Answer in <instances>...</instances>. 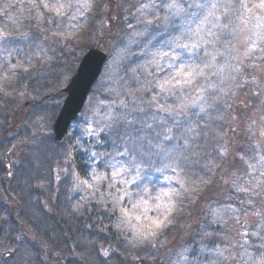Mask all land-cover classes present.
<instances>
[{
	"label": "snow or ice",
	"instance_id": "6c2138e0",
	"mask_svg": "<svg viewBox=\"0 0 264 264\" xmlns=\"http://www.w3.org/2000/svg\"><path fill=\"white\" fill-rule=\"evenodd\" d=\"M93 17L98 39L113 24L121 35L97 44L107 58L80 135L57 152L41 147L51 133L34 134L24 161L12 154L27 142L13 144L0 180L20 193L34 191V180L55 184L57 199L70 185L79 193L71 214L99 213L100 230L117 239L98 252L105 264L120 237L130 249L164 247L177 216L201 198L196 237L169 248L168 264H264V0H0V98L23 97L20 80L37 61L51 67L57 50L91 48ZM70 73L63 69L62 83ZM134 198L155 213L147 230L125 220ZM0 232L12 245L3 264H35L37 251L9 214Z\"/></svg>",
	"mask_w": 264,
	"mask_h": 264
},
{
	"label": "rangeland",
	"instance_id": "374dc122",
	"mask_svg": "<svg viewBox=\"0 0 264 264\" xmlns=\"http://www.w3.org/2000/svg\"><path fill=\"white\" fill-rule=\"evenodd\" d=\"M105 2V1H104ZM91 27L87 29L88 32L91 33L87 37L88 44L91 45L92 48H98L97 44H104L108 43L109 47H111L113 44H115L120 37L121 33L118 31V25L113 24L110 31L105 32V36L103 40L98 39V32L95 31L98 28L97 21L95 17H93L89 21ZM34 36L38 40H43L44 35L42 33L36 32L34 30ZM48 44H51V40L49 39L47 41ZM26 47V46H25ZM89 49V47H83V50L80 52L72 53L67 50L63 52V55L59 50L55 53L56 59L52 62V66L49 67L45 64L40 63L37 61L36 66L34 68L35 74H33L34 77H38L36 79H40L42 86L44 85L42 82L46 81V78L48 76L50 79H48V82H53V87L50 89V91L45 92L41 94V96L36 97L33 95H30L28 92L21 97L17 95L16 93L13 94L12 97L8 98H0V158L4 154L7 153V150L13 145V144H20L21 142H27V147H22L20 151L12 154L13 161L19 159L21 161H24L26 159H30L32 155V151L29 149L34 150V134H35V140H39L41 135L51 133L52 138L49 139L45 145L41 146L42 150L44 148H47L48 150L55 149L57 152L61 151L60 145H64L66 148V143L68 139L66 136L61 143H56L53 140V124L55 122L56 116L60 110V107L63 103V100L65 98V94L62 92L63 89L67 86V83H62L60 74L63 72L64 68H70L71 73L70 75L73 76L79 62L82 58V56L86 53V51ZM103 50V49H102ZM105 51V50H104ZM107 53V51H105ZM57 65L58 67L56 68ZM104 67V66H103ZM40 69H43V71H47L44 73L42 71H39ZM103 70V68H102ZM42 75L39 77V74ZM37 75V76H36ZM100 79V76L97 80ZM96 80V81H97ZM96 82L93 85L91 92L96 87ZM22 89V88H21ZM90 92V93H91ZM62 93V94H61ZM99 96L102 97L103 90L97 93ZM88 99V97H87ZM87 102V100H86ZM85 102V104H86ZM59 103V107L56 106V104ZM85 107V105H84ZM84 110V108H83ZM82 110V111H83ZM81 114V113H80ZM77 119L72 123L68 133L70 132H79L78 128V120ZM48 116H51V119H47ZM40 118H45V127L40 128L39 121ZM36 125L34 127L33 125ZM39 128V131L37 129ZM69 140V139H68ZM81 162V168L84 167L83 160H80ZM53 166L55 165V159L51 161ZM43 171V169H41ZM4 176V171L2 169V166H0V177ZM15 183V182H13ZM39 183V181L34 180L32 182L33 187L35 188L34 191L31 192H25L20 193V189H16L15 192L11 188H9V181L7 180H0V203L1 204H7L9 206L12 203V197L10 199L7 198L6 194H15L14 196L19 197V195H33V194H41V201L44 203H37L36 201L39 200L38 197H32L28 200L29 205H32V208H34V205H36L34 209L40 208L42 211L44 210L45 213H55V207L54 204H48L44 200L46 199V196H50L53 194L55 190V184L51 186V190L42 189L39 187H36V185ZM66 186H61V192L65 190ZM70 187V185H69ZM67 194H79V193H69L68 189L65 190ZM19 194V195H18ZM44 194V196L42 195ZM13 196V197H14ZM45 197V198H43ZM54 198V196H52ZM16 201V200H14ZM204 200L201 198L197 203H195L192 207L188 208V211L190 209V213H188L184 219V222H178L176 230L172 232L170 235L167 234V244L164 247H160L159 245L157 248H152L153 256L150 257H142L139 261H127L122 262V264H168V259L172 255L171 252H169V248L171 247H178L183 241H191L196 237V234L198 232V228L195 226L197 223L201 220V217L203 215L202 208H203ZM191 205V204H189ZM188 205L185 207V212ZM23 211H26V203L23 208ZM0 215H4L5 210L0 211ZM3 212V213H2ZM71 207L68 208V216H64L62 213L61 216L63 217V221L67 222L69 218L71 219ZM57 214V213H56ZM99 214V213H94ZM90 214L86 213L84 216H89ZM53 216V215H52ZM51 217V216H50ZM115 219V218H114ZM96 220V219H95ZM107 220V219H106ZM101 236V233L99 234ZM102 248H108L110 245H103ZM101 249V248H100ZM159 249V250H158ZM99 252V249H98ZM117 255V254H116ZM56 260L54 261V263ZM84 259L79 258L75 263L71 264H84ZM69 264V263H67Z\"/></svg>",
	"mask_w": 264,
	"mask_h": 264
},
{
	"label": "flooded vegetation",
	"instance_id": "af4514ba",
	"mask_svg": "<svg viewBox=\"0 0 264 264\" xmlns=\"http://www.w3.org/2000/svg\"><path fill=\"white\" fill-rule=\"evenodd\" d=\"M6 195L8 199L12 197V203L9 206H7L8 203H0V211L5 210V213L2 212L3 214H9L18 227L24 228L25 235L38 253L39 258L35 261V264H71L75 263L79 258L86 261L85 258L93 253L95 249L94 240L95 237L99 236L100 231H95L90 224H83V230L78 222L79 215L70 213L75 222L71 220L63 221V217L68 216V208L71 207V203H75L78 197L74 196L73 200L72 196V200L68 201L65 197L71 194H63L62 192L58 199L52 198L53 194L46 196L48 200L44 201L50 205L54 204L56 209L55 213L48 212L49 214H47L40 208L34 209L36 205L32 208V205L28 203L31 196L39 198L36 201L38 204L44 203L41 201V194L23 195V200L14 196L15 194ZM42 195L44 196V194ZM25 203L26 211H23ZM62 213L64 216H61ZM5 229H7V225H5ZM73 235L76 238L80 236V240H74ZM100 242L102 241H99V244ZM11 246V241H5L4 233L0 232V257L7 259L5 249ZM100 248L101 245H99V250ZM3 259H0V264H3ZM55 260L56 262L54 263Z\"/></svg>",
	"mask_w": 264,
	"mask_h": 264
},
{
	"label": "trees",
	"instance_id": "16d2710c",
	"mask_svg": "<svg viewBox=\"0 0 264 264\" xmlns=\"http://www.w3.org/2000/svg\"><path fill=\"white\" fill-rule=\"evenodd\" d=\"M104 1L105 0H97L98 4H103ZM37 40H38V38H37ZM55 66H56V68L58 67L57 65H55ZM39 71H42L44 73L45 70L43 71V69H40ZM45 72H47V71H45ZM33 74H35L34 69L32 70L31 76L29 78L20 80L18 87L21 89V88L24 87L25 84H27L28 85L27 92L30 95H33V96H36V97H39V96H41V94L50 91V89L53 87V82L54 81H52V82L49 81L48 82V79H50V77H52V76H48V78H46V81L42 82L44 84L42 86L41 82L39 81L40 79H36L38 77H34ZM37 74H39V73H37ZM41 75L42 74L40 73L39 77ZM102 97H103V95H102ZM78 136H79L78 132H70V133H68L66 137L69 140L65 139V140H67V142H65L66 143V147H67V145L69 143H74ZM77 155L79 157L78 160H77V163L81 167L80 160L81 159L83 160V157H82V154L78 153ZM68 187L69 186H66L64 189L66 190V189H68ZM65 190H63V192H62L63 194H67ZM71 196H73V200H74L75 197L76 198L79 197V194H74V195L71 194ZM193 205L194 204L188 205V207L186 209V212L184 210L182 213H180L177 216V222H176L175 226L172 227L168 231V233H167L168 235H170L172 232H174V230L177 229L175 227L177 226L178 222L179 223L180 222L181 223L184 222V219H185L186 215L188 213H190L188 211V208L192 207ZM128 206H130V205H128ZM154 214H155L154 212H151V211L149 212V215H154ZM90 216H91V218H90ZM95 219H96V214H94V213H91L89 216L79 215V221L78 222L80 223V226H81V228L83 230H84V225L83 224H90L95 231L99 230L100 233H101V236L99 235L98 237H95V240H94L95 241L94 242L95 249H94L93 253H91V255H89V257L85 258L86 261L84 262V264H105V258L102 257L101 255H98L99 245H101V246L110 245L111 247L115 248L116 244H117V239L113 235H111V234H109L107 232H103V231L100 230V227L96 223ZM69 220H71L72 222H75L73 216H71V219L69 218ZM104 222L108 223V221L106 219H105ZM82 225H83V227H82ZM129 234H131V233H129ZM79 237L80 236H78L76 238L73 235L74 240L75 239L80 240ZM99 241H102V242H100V244H99ZM152 252H153L152 251V247H142V248H137V249H130V248L127 247L126 242L123 241V237H120L119 238V248L117 249V252H116L117 255L113 256L111 260H108L106 262V264H122V262L124 263V262L130 261V260H133V261L136 262V261L141 260L142 257L145 258V257H150L151 255L153 256L154 254ZM137 254H138L139 258L138 259H134V257L137 256Z\"/></svg>",
	"mask_w": 264,
	"mask_h": 264
},
{
	"label": "water",
	"instance_id": "95a60500",
	"mask_svg": "<svg viewBox=\"0 0 264 264\" xmlns=\"http://www.w3.org/2000/svg\"><path fill=\"white\" fill-rule=\"evenodd\" d=\"M106 58V52L99 48H89L81 58L72 76L73 79H70L62 91L66 94V97L53 125V138L55 141L63 139L71 122L76 119L82 110L93 84L99 77ZM73 116H75V119L70 118Z\"/></svg>",
	"mask_w": 264,
	"mask_h": 264
},
{
	"label": "clouds",
	"instance_id": "9594fccd",
	"mask_svg": "<svg viewBox=\"0 0 264 264\" xmlns=\"http://www.w3.org/2000/svg\"><path fill=\"white\" fill-rule=\"evenodd\" d=\"M128 206V215L125 220L128 224L133 226H140L147 230L151 226V218L149 215V210L143 205L137 204L135 198L133 202Z\"/></svg>",
	"mask_w": 264,
	"mask_h": 264
}]
</instances>
